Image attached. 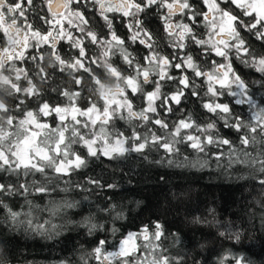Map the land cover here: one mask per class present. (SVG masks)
<instances>
[{"label": "snow or ice", "instance_id": "1", "mask_svg": "<svg viewBox=\"0 0 264 264\" xmlns=\"http://www.w3.org/2000/svg\"><path fill=\"white\" fill-rule=\"evenodd\" d=\"M89 5L103 21L106 31L98 33L90 27V17L86 15ZM36 9L48 14L41 17L37 12V18L49 25L43 32L28 19L27 13ZM149 13L159 16L167 37V54L157 48L153 33L145 26ZM118 17L127 35H118L115 27ZM245 34L264 43V0H64L63 3L0 0V44L3 45L0 47V173L17 178L40 173L47 181L44 184L0 182V208L5 210L13 230L26 225L27 230L45 235L48 229L44 224L50 222L33 225L31 212L14 211L4 203L5 197L51 195L56 186L51 184L48 170L58 178L69 176L86 168L90 158L118 159L129 152L142 153L153 148L178 154L177 145L181 144L205 153L213 146L217 149L214 153L217 161L227 156L229 166L259 165V171L264 172V101L257 102L254 94H250L248 82L233 66L238 59L255 69L261 74L255 83L264 88V54L255 51ZM62 41L75 49V55L61 54L58 45ZM133 44L142 45L146 55L129 51ZM93 47L95 55L91 52ZM115 56L119 60L114 62ZM119 61L123 62L120 66L123 72L116 66ZM94 67L113 78L114 86L105 85ZM65 72L72 74L75 90L42 89L41 85L54 75ZM82 73L95 86L96 96L95 100L88 98L89 103L83 108L77 103L86 90ZM49 92L65 97L68 103H50L46 98ZM190 97L196 98L195 102L210 119L194 118L192 112L184 110ZM137 99L142 101L140 105L134 103ZM30 104L35 107H28ZM244 105L252 113L249 119L236 111L237 106ZM178 112L182 116L175 121L164 118ZM117 119L137 121V127L152 125L165 131L141 132L133 128L126 136L109 130ZM220 128L234 130L238 146L221 136ZM73 145H81L83 155ZM224 146L227 152L219 150ZM250 146L253 151L260 146L256 156L248 151ZM189 164L203 167L207 161ZM87 183L105 187L95 179ZM260 183L264 184V180ZM26 202L31 205V201ZM51 203L54 204L50 209L52 215L76 207L67 200ZM22 216L26 219L22 220ZM117 218H122L119 213ZM93 221L94 217L88 216L82 222L89 234L104 227ZM51 227L55 230L57 226ZM163 235L161 224H154L151 231L145 225L138 232H128L115 251H105L108 241L98 240L92 255L100 264L113 261L180 264L175 257L164 255L160 244ZM261 240L264 241V235ZM235 241H240L239 234ZM219 264H252V261L229 250Z\"/></svg>", "mask_w": 264, "mask_h": 264}, {"label": "trees", "instance_id": "2", "mask_svg": "<svg viewBox=\"0 0 264 264\" xmlns=\"http://www.w3.org/2000/svg\"><path fill=\"white\" fill-rule=\"evenodd\" d=\"M145 18L149 21L147 25L145 20V25L153 33L157 48L162 50V54H167V37L158 14L149 13ZM116 29L118 35H127L123 22ZM93 30L99 33L106 31V28L102 26ZM245 38L257 53L264 54V43L247 34ZM58 49L62 55H75V49L67 50L64 41ZM144 49L142 45L133 44L129 51L143 56L146 55ZM43 51L47 64V49ZM91 52L95 55L96 49L93 47ZM112 59L115 62L119 57ZM122 64L119 61L116 66ZM233 66L248 82L250 94H254L257 102L264 101V88L255 83L261 74L241 64L238 59ZM93 70L105 85L114 86L115 80L102 69L94 67ZM120 70L123 72L124 68L120 67ZM82 75L86 90L81 93L77 103L83 108L88 105V98L95 100L96 96L95 86L86 74ZM71 80L72 74L65 72L63 75H54L52 80L41 87L45 90L57 87L75 90ZM46 98L50 103H68L65 97L56 92L47 93ZM195 99L190 97L184 110L192 112L194 118L210 119ZM134 103L140 105L142 101L137 99ZM28 107L35 105L30 104ZM236 111L244 119L252 116L247 105L237 106ZM181 116L182 113L178 112L175 115L166 114L164 118L175 121ZM48 119L51 122V118ZM138 124L137 121L117 119L112 122L109 130L123 132L126 136L130 135L133 128L141 132L147 129L165 131L153 128L152 125H147V128L142 125L137 127ZM217 127H220L219 123ZM220 134L238 146L234 130L220 128ZM177 147L180 149L178 154H166L162 149L153 148L145 149L142 153L129 152L118 159L103 156L90 158L86 168L59 178L48 170V175L52 177L51 184L56 186L51 195L33 193L26 198L17 195L5 197L4 203L14 211H30L33 225L44 224L45 221L50 223L44 224L48 229L45 235L27 230L26 225L17 226L13 230L7 222L5 210L0 208V264H100L92 255L98 240L108 241L105 251H115L119 241L128 232H138L145 225L151 231L156 223L163 226L164 235L160 244L165 250L164 255L175 257L180 264H219L220 258L229 250L244 255L252 264H264V241L261 240L264 235V184L260 183L264 180V172L259 171V165L232 163L229 166L227 156L216 160L214 153L217 149L213 146H209L205 153H198L183 144ZM73 148L83 155L81 145H73ZM259 148L257 146V150L253 151L250 146L248 151L256 156ZM219 150L227 152V146ZM169 160L173 163L170 164ZM197 161H207V164L203 167L189 164ZM0 177H3L0 182L4 183L47 182L40 173L26 178L0 173ZM89 179L99 180L105 187L97 188L87 183ZM107 184H115L116 187L110 189ZM65 188L68 190L62 191ZM26 200L31 201V205ZM65 200L75 203L76 207L52 215L50 209L54 204L51 202ZM118 213L122 218H117ZM88 216L94 217L93 222L103 225V229L89 234L82 226L84 218ZM21 219L26 217L22 216ZM51 225L57 226L55 230ZM113 229L116 231L113 232ZM237 234L240 235L238 243L235 241ZM112 264L118 262L113 261Z\"/></svg>", "mask_w": 264, "mask_h": 264}, {"label": "flooded vegetation", "instance_id": "3", "mask_svg": "<svg viewBox=\"0 0 264 264\" xmlns=\"http://www.w3.org/2000/svg\"><path fill=\"white\" fill-rule=\"evenodd\" d=\"M9 2H11V0H9ZM56 3H63L64 0H55ZM34 3H38V0H34ZM72 8H75L76 5H72L71 6ZM88 13H86V15H89L90 17V27L92 29H95V28H101L103 26V21L100 20L98 18V15L97 13H95L93 11V9L91 8V6L89 5L88 6ZM37 12H39V15L41 17L45 16V15H48L46 11H39V9H36V10H31L27 13L28 15V19H29V22H31L33 24V27L34 28H37L39 29L41 32L45 31L48 29L49 25L47 24H44L42 23V20L41 19H38L37 18ZM145 20L147 21V25H149V21L147 18H145ZM121 22H123L122 20L119 19V17L117 18V20L115 21V27L117 28L118 24H120ZM67 27V25H65ZM95 26V27H94ZM146 26V25H145ZM65 44L67 45V50H70L71 47H69L68 45V42L67 41H64ZM3 45L0 44V47H2ZM58 47H60V44L58 45ZM145 50V49H144ZM146 52V50H145ZM138 53H141V52H138ZM198 82V81H197Z\"/></svg>", "mask_w": 264, "mask_h": 264}]
</instances>
